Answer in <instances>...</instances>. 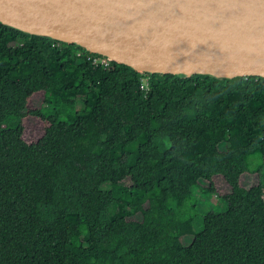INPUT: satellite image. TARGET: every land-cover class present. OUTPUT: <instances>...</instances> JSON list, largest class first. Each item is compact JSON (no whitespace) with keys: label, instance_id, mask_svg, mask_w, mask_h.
Returning a JSON list of instances; mask_svg holds the SVG:
<instances>
[{"label":"trees","instance_id":"1","mask_svg":"<svg viewBox=\"0 0 264 264\" xmlns=\"http://www.w3.org/2000/svg\"><path fill=\"white\" fill-rule=\"evenodd\" d=\"M88 54L0 23V264H264V185L240 179L264 157V78L139 73ZM29 116L47 125L33 143ZM202 180L225 209L196 231Z\"/></svg>","mask_w":264,"mask_h":264},{"label":"water","instance_id":"2","mask_svg":"<svg viewBox=\"0 0 264 264\" xmlns=\"http://www.w3.org/2000/svg\"><path fill=\"white\" fill-rule=\"evenodd\" d=\"M0 23L139 73L264 78V0H0Z\"/></svg>","mask_w":264,"mask_h":264},{"label":"rangeland","instance_id":"3","mask_svg":"<svg viewBox=\"0 0 264 264\" xmlns=\"http://www.w3.org/2000/svg\"><path fill=\"white\" fill-rule=\"evenodd\" d=\"M106 59V58H105ZM43 93H36L31 97L27 109H37L42 106ZM77 102L82 105V100L77 99ZM24 131L22 138L27 143H33L37 141L44 133V129L47 126L39 118L32 116L26 117L23 120ZM221 150H225V143L219 145ZM247 163L249 167H256L257 164L260 165V170L258 173L253 174H243L241 176V184L244 187H251L256 185L259 181L264 185V157L260 159L258 154H253L248 157ZM201 187H197V190L194 191V197L190 199V202L195 205L194 213L196 216V222L194 224V230H199L202 225V216L206 212H221L225 209V203L221 201L215 194L209 193L204 190L202 187L207 186L208 183L205 180H202ZM205 181V182H204ZM128 180H126V183ZM215 190L220 194H225V185L224 182L219 178L215 181ZM134 219H140V216L134 215ZM190 239L185 240V243H188Z\"/></svg>","mask_w":264,"mask_h":264},{"label":"built area","instance_id":"4","mask_svg":"<svg viewBox=\"0 0 264 264\" xmlns=\"http://www.w3.org/2000/svg\"><path fill=\"white\" fill-rule=\"evenodd\" d=\"M76 56H77V58H80V59L85 57L84 52L81 51V50L77 51ZM86 58H87V60H91L93 66H99L100 65V66L106 67L109 64V61H111L108 58H106L104 56H101V55L92 56V55L88 54L86 56ZM141 81H142L141 82L142 83V88L145 89L146 88V84H144V80H141Z\"/></svg>","mask_w":264,"mask_h":264}]
</instances>
